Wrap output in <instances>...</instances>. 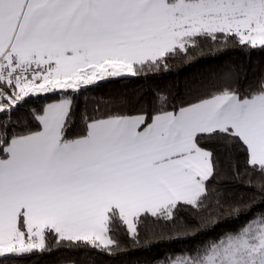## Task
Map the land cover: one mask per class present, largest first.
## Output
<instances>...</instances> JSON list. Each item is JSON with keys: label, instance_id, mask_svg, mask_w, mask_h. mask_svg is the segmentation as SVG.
<instances>
[{"label": "snow or ice", "instance_id": "obj_1", "mask_svg": "<svg viewBox=\"0 0 264 264\" xmlns=\"http://www.w3.org/2000/svg\"><path fill=\"white\" fill-rule=\"evenodd\" d=\"M206 41L264 49V0H0V264L50 253V240L112 255L120 233L139 246L142 228L145 242H195L221 219L244 222L157 264H264V78L244 89L228 77L171 109L163 94L151 112L120 101L69 135L73 94L167 71ZM204 141L243 156L234 171L248 200L225 205L209 187L217 162ZM182 209L195 224L178 223Z\"/></svg>", "mask_w": 264, "mask_h": 264}, {"label": "trees", "instance_id": "obj_2", "mask_svg": "<svg viewBox=\"0 0 264 264\" xmlns=\"http://www.w3.org/2000/svg\"><path fill=\"white\" fill-rule=\"evenodd\" d=\"M204 48L203 55H196L194 59L185 62L181 57L169 61L167 71L154 74L141 75L139 77L110 78L90 86L89 90L81 91L74 96L73 126L69 135H75L83 127L85 115L96 114L118 106L120 101H127L124 107L135 106L136 109L146 108L149 112L156 106L155 98L158 94L168 97L167 107L179 104L190 98V93L214 82H221L231 77L235 85H242L244 89L249 84H255L264 78V49L257 47H242L238 43L229 42L219 46L211 41L201 42ZM191 51V50H190ZM57 94L49 93L30 98L29 103L17 113V116L29 112L32 109H40L45 103L52 102ZM29 126L34 122L25 121ZM215 153L217 162V175L211 180L210 188H215L220 193L223 204L236 203L248 200L254 190L248 189L243 178L235 175V167L238 165L243 170V156L237 153H225L224 150L213 142H202ZM214 211V210H213ZM243 216V213L241 214ZM244 221L238 223L232 219H221L215 228L209 226L201 235L188 239H163L147 238V231L141 229V243L133 247L127 235L120 233L116 238L122 251L109 255L95 250H67L56 248L53 241L52 250L42 256L32 257L24 264H157L167 254L179 253L185 249H191L201 240L219 236L225 229H235ZM178 223L195 224V218L187 211L178 213ZM160 231V229H157ZM165 233L172 231V227L163 228Z\"/></svg>", "mask_w": 264, "mask_h": 264}]
</instances>
